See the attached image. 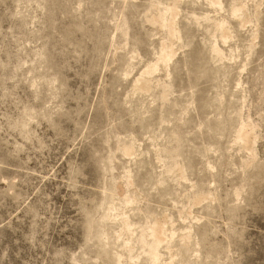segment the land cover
<instances>
[{
	"label": "rangeland",
	"instance_id": "1",
	"mask_svg": "<svg viewBox=\"0 0 264 264\" xmlns=\"http://www.w3.org/2000/svg\"><path fill=\"white\" fill-rule=\"evenodd\" d=\"M0 264H264V0H0Z\"/></svg>",
	"mask_w": 264,
	"mask_h": 264
},
{
	"label": "bare ground",
	"instance_id": "2",
	"mask_svg": "<svg viewBox=\"0 0 264 264\" xmlns=\"http://www.w3.org/2000/svg\"><path fill=\"white\" fill-rule=\"evenodd\" d=\"M241 132V131H240ZM152 230V229H151ZM154 232L156 233V231L154 230ZM153 233V232H152ZM155 235V234H154ZM159 242V241H158Z\"/></svg>",
	"mask_w": 264,
	"mask_h": 264
}]
</instances>
